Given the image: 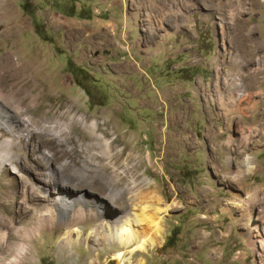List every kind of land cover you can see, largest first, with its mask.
<instances>
[{
	"label": "rangeland",
	"instance_id": "374dc122",
	"mask_svg": "<svg viewBox=\"0 0 264 264\" xmlns=\"http://www.w3.org/2000/svg\"><path fill=\"white\" fill-rule=\"evenodd\" d=\"M152 2L160 0L3 1L0 64L14 60L22 73L13 82L2 67L0 85L44 91L39 103L2 101L5 108L19 120L31 118L38 132L31 139L54 150L57 165L90 157L108 175L121 174L120 186L145 179L143 191L160 197L154 206L167 211L160 237L145 251L99 235L89 244L99 218L69 225L73 213L97 211L94 200L39 232L46 203L36 185L45 175L31 141L20 138L19 149L12 147L22 159L20 172L0 171V264H119V252L123 264H264V0H166L170 19L154 13L149 22ZM71 114L99 121L112 140L108 153L81 123L66 130ZM46 126L62 128L66 143L43 134ZM0 136L11 138L2 126ZM246 156L255 158L253 172ZM92 178L104 185L100 175ZM111 197L120 203L118 195L107 196L105 218L121 211ZM75 227L85 236L73 233L65 248L64 234Z\"/></svg>",
	"mask_w": 264,
	"mask_h": 264
},
{
	"label": "bare ground",
	"instance_id": "6f19581e",
	"mask_svg": "<svg viewBox=\"0 0 264 264\" xmlns=\"http://www.w3.org/2000/svg\"><path fill=\"white\" fill-rule=\"evenodd\" d=\"M3 1L4 0H0V7L3 6L2 5ZM165 1L166 0H162V1L160 0L159 4L158 3L155 4L154 2H152V3H150L151 5H147L146 8H147L148 12L146 13V15H147L149 22L153 19L152 17L155 14L162 17L163 20H169L170 19V17H171L170 9L168 8V6L166 7L165 4L163 5V3H165ZM181 15L182 14L179 12V16H181ZM16 65L17 64L14 62V60L13 61L9 60V58L4 59L2 61V63L0 64V69L2 67H5L8 69L7 73H9V76L13 82L16 79L21 78L20 74L22 73L19 66H16ZM239 78H237L235 86H236V88H239V90H240V89H242V83L239 82L240 81ZM43 92L44 91L42 89H39V87L30 85V84L26 85V86H22V87H16L13 84H8L5 86L0 85V100H1L0 101L1 102L0 103V126L6 128L11 134V138H9L8 140H1V136H0V171L4 170L6 168H12L13 170H15L17 172H20L18 165L20 163V160H22V159H20V155L17 154V152L12 151V147L19 149L20 142H21L20 138L26 139V141H28V144L31 141V143H32L31 145L34 147L35 152L38 155V158L41 160V163H42L41 169H43V171H44L43 175H45V178L42 175V177L44 178L41 181V182H43V185L42 186L36 185L37 190L39 192L43 193L44 200L41 199L42 203L44 202V204L45 203L47 204V205L45 204L43 207L44 211H46V214L43 215V219H42L43 221L41 223H39L40 224L39 232H42L43 229L50 228V226H53V224L55 225L56 216L60 215L61 218H66L67 216H71L70 214L72 213L71 212L72 208H75L74 205L82 204V203H86V204L91 205L93 200H94L95 206H98V208H99V209H97V211L93 208L81 209L78 211V213H73L75 215H73L72 219L69 218V219H71L69 221L70 222L69 225H71L72 227L79 226V225L85 224L87 222H91V221H93V219H97V218H99L103 221L102 223L99 224L98 228H95V230H93L90 234H88L86 241L89 244H90V241H88V239L90 237H92V236L94 237L95 235H99V236H102L103 239L106 241L118 243L120 247H122V246L128 247V246L133 245L132 251H135V250L145 251L147 245H150L153 247V245L155 244L158 237H160L161 232H162V227L160 226L161 218H162L161 214L165 213L167 211V209L164 210L162 208L154 206V204H161L162 199L160 197H154L151 195L149 196L148 193H145L143 191L144 190L143 188H145L147 186L145 183V181H146L145 179H142V178L138 179V177L135 175L136 177L134 180H132L131 183H127L125 186H120L121 183L119 184V180H120L119 178H121V174H120V177H118L119 173H118V175H114V174L111 175V173H110V175H108V173L106 172V166L101 165L98 162H97V164H95L93 166L91 164V162H93V161L90 159V157H86L85 159H82L80 165L76 164L73 161H70L69 160L70 158L69 159L65 158L64 163L61 162L62 163L61 165H57L58 163L56 164V162H55L56 158L54 159V157H53L54 155L52 153L54 150L53 151L51 150L52 151L51 152L46 148L42 149L40 146L41 144L39 143L38 140H32L31 139L32 136L34 137V136H36V134H38V132L34 131L33 128L30 127L31 126V124H30L31 118L23 119V121L19 120L18 118H16L14 115L11 114L12 111L9 112L8 111L9 109L5 108L4 103L8 104L7 102H10V103H15V104H21V103H23L22 99H27L29 102H31V104H34L35 102L39 103L40 97H42L44 95ZM238 98H241V100L243 98V100H244L247 97H246V95H244L243 92L242 93L239 92ZM2 101L4 103H2ZM239 102H240V100H239ZM74 122L75 123L76 122L81 123L83 125V127L89 132V134L96 137L100 142H102V144L100 143V145H102V149L106 153L109 152V150L112 147V140H109L108 138H106V136L100 130L101 125L97 119H95L89 123L87 117H85L84 115L71 114L70 118H69V122L65 125L66 130L73 128ZM60 124H61V122H60ZM52 126H55V124ZM20 127H21V131H22L21 133L19 132L20 130L17 131V129ZM51 127L46 126V127L40 128L41 129L40 131L45 135H47L46 133H48L49 135L53 134L51 136H54L55 138L58 139L59 145L65 144L66 139L63 138V136H62V132L64 130H62V128H61L59 131H57L58 129H56L54 127L51 128ZM60 127H61V125H60ZM19 133H20V135L18 136ZM66 138H67V136H66ZM189 138H191V137H189ZM15 140H17L18 142H15ZM47 142H46V144H47ZM21 144H22V142H21ZM21 149H23V148H21ZM68 150H70V148ZM94 151H95V149H94ZM27 153H26V155H27ZM101 162H102V160H101ZM109 162H111V157L109 159ZM70 165L72 166V169L69 168ZM244 165H246L249 172H253L255 169V158L253 156H246V158L244 160ZM24 166H25V164H24ZM233 173H235V172H233ZM76 174H79V175L86 174L89 177L84 179L83 183H80V181H77L75 179ZM96 174L101 176V179L103 180L102 182H104V185H102L101 181H99V180L94 182V179L92 177ZM27 180H29V179H27ZM51 181H54V182H51ZM23 182H26V181H23ZM33 183L35 184V182H33ZM84 186H86V187L89 186V188H90L89 190H91L89 194L81 195V196H75V197L72 196L71 190H75L76 188H79V187L84 188ZM34 187H35V185H34ZM62 187H66L69 190L62 188ZM83 190H85V189H83ZM95 191L100 192L101 195L104 197L102 201H99L98 198H96V200H95V198H94L95 196H93L94 195L93 192H95ZM112 193H114L115 196L118 195L120 203L116 204V199L113 197H111V201L115 204L116 208H121V211H119L120 214H118V213L116 215L113 214V215H111L110 218H107V217L105 218V217H103V216H105L103 214L106 213L105 210L108 207V204L104 203L103 201H104V199H106L107 196L110 197V194H112ZM41 195L42 194H40V197H41ZM33 202L35 203L34 200H33ZM37 203H38V201H37ZM241 204L239 202L237 204V206H239L241 208V206H242ZM32 206H33V204H32ZM55 206L59 207V213H54V209L53 210L51 209L52 207L54 208ZM91 206H93V205H91ZM30 210H31V208H30ZM24 212H25V210H24ZM29 215H31V214H29ZM40 216H41V214H40ZM5 218H7V217L5 216ZM36 220H37V218H36ZM33 227L34 226H32V228ZM54 227H56V226H54ZM0 228H2V227H0ZM74 229L75 230L68 231L64 234V237L67 238V242H65V244H64L65 248L66 247L68 248V246L71 244L73 233H76L78 238L82 237L85 234L84 229H79L77 227H75ZM32 234H35V233H32ZM39 234L40 233H36V235H39ZM36 235H35V237H36ZM98 241H99V239L94 238V240H92L91 242L96 243ZM115 259L118 260L119 264H123V262H124V259L122 258V253H120V252L118 254H115ZM142 263L143 262L141 261L140 264H142Z\"/></svg>",
	"mask_w": 264,
	"mask_h": 264
}]
</instances>
